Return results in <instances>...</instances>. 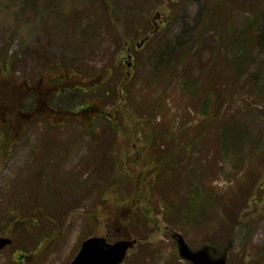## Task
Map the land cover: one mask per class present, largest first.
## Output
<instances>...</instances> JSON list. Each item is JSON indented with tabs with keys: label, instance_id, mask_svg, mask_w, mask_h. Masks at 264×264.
<instances>
[{
	"label": "rangeland",
	"instance_id": "374dc122",
	"mask_svg": "<svg viewBox=\"0 0 264 264\" xmlns=\"http://www.w3.org/2000/svg\"><path fill=\"white\" fill-rule=\"evenodd\" d=\"M52 1L0 0V61L13 57V76L36 81L34 86L43 75H75L86 91L80 90L81 94L74 90L54 92L63 94L52 100L49 98L52 109L66 112L106 102L101 108L119 122L123 116L115 96L120 93L119 83L125 78L128 61L134 63L133 70L130 69L133 71L130 86L140 82L134 92L138 93L139 101L157 93L158 88L166 87L163 88L168 93L165 104L174 115V127L177 128L188 114V119L194 122L200 119V104L192 102L189 93L203 77L204 65L211 58L213 48L219 45L221 29L229 32L231 44L236 41L234 33L251 32L247 29V23L251 21L249 13L242 11L240 6H230L233 31L227 29V24L214 26L201 44L194 45L189 58L182 59L178 65L179 59L174 53L179 54L180 50L173 45L178 41L179 45L184 42L183 49L193 45L211 0H183L181 3L167 0V10L160 9L163 0ZM107 4L114 11L111 15L116 16L111 17L119 21L110 32L96 19L98 12L108 17ZM147 19L148 29L139 30ZM259 21L253 27L257 38L249 47L250 60L245 65L249 77L239 78L231 67L235 78L228 81L230 85L226 84L231 89V96L223 110L228 121L243 123L245 144L235 143L237 154L225 156L217 168L213 163L205 162L207 167L211 166L205 175L217 188L236 185L243 177V169L248 171L247 179H241L245 185L235 192L232 202L235 211L231 213L228 226H224L227 235L215 232L213 222L205 224L202 218L200 225L191 228V224L181 218L180 210L172 216L165 213L162 188L148 183L156 172L153 174L151 164L147 165L144 156L140 159L141 154L145 155L140 151V143L146 139L137 138L125 144L124 138L113 133L107 121L95 118L94 114L91 121L78 117L80 121L73 123L70 118L61 119L63 115L41 109L38 117L24 126L21 139L8 147L6 156H0V233L12 218L6 214L7 207L21 197L19 207H22L23 215L18 222L33 219L17 224L14 244L0 254V264H70L82 242L95 236L106 237L111 243L126 238L138 240L124 264H187L179 258L174 233L183 235L194 248L211 244L219 250L231 240L233 248L228 264H264V176L255 188L253 200L256 199V204L249 203L243 207L240 217L237 215L248 194L247 183H257L264 168V156L254 161L250 158L245 167L239 165L241 158L246 156L244 159H247L253 149V136L264 128V104L256 102L258 99L264 102V18ZM133 28L139 37L131 42V37L122 31L133 33ZM148 34L152 40L139 48ZM222 52L230 57L231 49L222 46ZM163 53L173 54L169 60L178 70V76L171 83L168 82L169 73L164 72L167 64L160 59ZM63 65L71 69V73ZM108 71L114 72L111 79L104 87L91 92L90 87L104 80ZM258 75L259 80H263L260 85L254 80ZM10 78L11 73L0 72V89L9 85ZM12 83L16 84V79ZM68 83L65 80L63 84ZM20 84L24 90L23 83ZM37 89L39 87L32 89V93ZM43 89L46 90L44 86ZM42 103L43 100L34 99L29 104L31 109H37ZM156 123H162V118L158 117ZM6 126L0 120V155H4L1 138L5 136ZM159 127V130L164 129L162 125ZM138 132L141 134L142 130ZM187 141L188 138L182 143ZM159 142L163 143L165 139H159ZM217 152L218 140H210L201 157L207 159L205 154H209L215 158ZM119 156L120 162L114 165V159ZM130 159L132 163L127 166ZM41 163L46 164L41 167ZM125 170L133 172L124 177ZM137 180H141L138 182L140 187H137ZM223 194L216 195L213 200ZM128 201H132V206ZM130 207L138 209L132 220H128ZM208 219L204 217V220ZM210 229L212 234L208 233ZM120 233H127L128 237H120Z\"/></svg>",
	"mask_w": 264,
	"mask_h": 264
},
{
	"label": "trees",
	"instance_id": "16d2710c",
	"mask_svg": "<svg viewBox=\"0 0 264 264\" xmlns=\"http://www.w3.org/2000/svg\"><path fill=\"white\" fill-rule=\"evenodd\" d=\"M182 1L183 0H178L177 3H181ZM262 1L263 6H260ZM52 2H54V0ZM168 4L167 0H163L160 4V9L167 10ZM234 5L240 6L242 11L249 13L251 21L247 23V29H250L251 32H246L244 30H240L238 34L233 32L236 41L231 44L229 32L224 28L221 29L220 35L218 36L219 45L213 48L211 58L204 65L203 77L192 89V92L189 93L191 94L192 102H199L200 104L199 108L201 115L197 122H194L193 119H188L190 117V114H188L184 122L178 124L177 128L174 127L176 125V120L174 119V115L170 114L167 110L165 103L168 93L164 91L163 88H166L164 86L158 88L157 93H153L148 98L139 101L138 93L134 92L136 88L138 89L140 82L137 81L130 86V83L133 81V71H128V68L125 72L124 80L119 83L121 87L120 93H117L115 96V102L119 103V112L123 116V119L120 122L114 118L113 114L101 108L103 102L102 105L100 103L99 106H82L78 110L66 111L67 113L65 114H81V116L85 117L87 121H91L90 118L93 112H97L95 118L100 117L107 121L110 124L113 133H118L124 138L125 144L129 141H134L137 138H143L146 140L154 139L151 142H146L145 140L140 143V151L145 152V155H140V159L144 156V161H146L147 165L151 164L150 170L153 171V174L156 172L154 178H150L148 183L150 186H153V183H155V186H158V189L162 188V191L160 192L165 200L163 206L165 213L168 216H172L175 211L180 210L181 215L183 216L181 218L186 220L185 222H187V224H191V228H194L195 225L197 227L202 221H205V224L213 222L215 225L214 231H218L219 234L222 233L224 235L228 234V231L224 229V226L226 224L228 226L229 218H232L231 213L232 211H235L232 209L233 199L235 201V192L245 185L242 181L247 179L248 171H246L245 168L243 169L244 173L241 178L243 180L241 181L240 179L236 182V185L233 186V183L230 188H217L205 175L207 170H210L211 167H207L205 162L213 163L215 168H217L221 159L225 156L237 154L234 150L235 143L241 142L242 145L245 144L246 140L243 134V123H236L240 121L235 120L233 122L228 121L223 114V110L228 105L231 96L229 94L231 89L227 87L226 84L229 83L228 81L235 78L231 73L232 66L235 69V75L239 78L249 77L245 65L250 60L248 57L249 47L253 42H256L257 38V32L253 27L260 22V19L264 18V0H211L207 11L204 13L205 17L201 20L202 26L198 29L197 39H193L192 41L193 45H188L190 47L187 46L185 49H183L184 42L179 45L180 41H178L173 45V48L177 49V51L180 50L179 54H177V52L174 53V56L179 59L176 64L179 65L182 59L189 58L195 44H201L203 42L202 40L210 35V30L213 29L214 26H223L224 24H227V29H231L230 25H232L233 22L229 16V8ZM111 10L109 4H107L106 14H108V17L101 12L96 14V19L108 32L114 30L115 23L119 22L118 19L117 21H114L112 17L116 16L111 15V12L114 14V11ZM141 25L143 27H138L139 30L148 29V19L146 24L143 22ZM231 31L233 30L231 29ZM122 33L128 34L131 37V42H133L137 36L139 37V33H135V28H133V33H124L123 31ZM151 37L152 36L149 35L146 42L149 43L152 40ZM222 46H228L231 49L230 57L223 52L221 53ZM231 47H234L235 50L233 51ZM172 56L173 54L171 53H163L160 57L161 61H165V64H167V68L164 72L167 74L169 73V76H167L169 83L178 76V70L174 69L169 60ZM228 57L229 59H226ZM12 66L13 57H6V59L0 61V72L11 73L9 85H6L5 88L2 87L3 90L0 89V120L7 125L5 136L1 138L3 139V146L1 149L3 150L4 155L0 156H6L8 147L12 144L14 145L17 140H20L22 137V129L27 122L20 116V114H22V112H28L34 116L37 115V113L36 115L34 113L36 107L31 109L32 105L29 104L31 101L34 99H41L46 103L49 98L52 100L56 96L63 94L54 92H70V90H74L76 93L81 94L80 90H86L83 85L77 81V78L73 74H68L67 77L60 75H43L41 76V79L45 81V84L47 83L49 85V87H46L45 93H21L22 89L20 86L22 87V85L20 82L24 83L25 78L20 80L19 77H14ZM240 66H243V68L241 69ZM63 68H65L68 73H71V69L64 65ZM127 73L130 74L128 75ZM223 74L225 77L222 76ZM259 78L260 75L254 77L257 85H260L263 81L259 80ZM15 79L17 82L16 84L12 83L15 82ZM65 80L69 83L63 84L65 83ZM222 83H224V85ZM104 85L101 87H92L90 88V91L94 93L97 88H102ZM50 91L52 93H47ZM76 93H74V95H76ZM25 94L26 96L23 97ZM256 102H258L259 105L264 104L262 99H258ZM105 103L106 102H104L103 106H105ZM158 117L162 118V123H156ZM72 121L78 123L80 120L73 118ZM92 122L95 123V120ZM160 125H162L164 129L159 130ZM166 126L168 128H166ZM15 128H17V130H14ZM139 130H142L141 134L138 132ZM187 138L189 141L182 143L186 141ZM159 139H165V142L160 143ZM215 139L218 140V152L216 157L213 158L209 154H205L208 158L203 160L201 154H204L206 145L210 140H214L215 142ZM251 146L253 149L250 151L248 158L244 159L246 156L241 158L239 165H244L245 167V162L250 158L254 161L255 158L260 159L264 156V128L253 136ZM185 154L186 157L184 156ZM119 162L120 156L114 159V165H117ZM131 163V159L130 162H126L127 166ZM132 172V170H125L123 176L127 177L126 175L131 174ZM217 172H220V170ZM263 176L264 168L260 173V178L257 183H247L248 194L245 196L243 206L237 212L238 217L243 213L242 209L244 206L247 207L249 203H251V205L256 204V199L253 200L254 192ZM139 181L141 182V180L136 181L137 187H140V185H138ZM142 183H144L143 180ZM144 190L148 191L146 186H144ZM220 193L224 194L213 200L215 196L220 195ZM21 198L7 207L6 214L10 215L12 218L6 223L7 226H5L4 230L0 233V236H10V234H15L17 224H19L20 221V223L33 221V219L27 218V220H20L18 222L23 215V213H21L22 207H19ZM128 204L132 206V201H128ZM40 208L41 207H38L37 209ZM130 210L128 220H132L138 212V209H133L131 207ZM18 212L20 213L18 214ZM204 217L209 219L204 220ZM4 220L6 222V218ZM181 224H184V222ZM176 228L181 229L180 227ZM208 233L212 234V230L210 229ZM121 236L128 237V234L125 233L124 235L123 233H120V237ZM259 255H262V251L259 252Z\"/></svg>",
	"mask_w": 264,
	"mask_h": 264
},
{
	"label": "water",
	"instance_id": "95a60500",
	"mask_svg": "<svg viewBox=\"0 0 264 264\" xmlns=\"http://www.w3.org/2000/svg\"><path fill=\"white\" fill-rule=\"evenodd\" d=\"M173 239L180 258L189 264H228L229 251L233 247L230 240L223 249L218 250L211 244L194 249L178 233L173 235ZM135 243L130 240L109 243L106 238L92 237L82 243L79 253L70 264H122ZM11 244L12 239L0 237V252Z\"/></svg>",
	"mask_w": 264,
	"mask_h": 264
},
{
	"label": "flooded vegetation",
	"instance_id": "af4514ba",
	"mask_svg": "<svg viewBox=\"0 0 264 264\" xmlns=\"http://www.w3.org/2000/svg\"><path fill=\"white\" fill-rule=\"evenodd\" d=\"M104 77H105V79L104 80H100L99 81V84L98 85H94L93 86V88H95V87H101V86H103L104 84L106 85V83H107V81H108V78L110 77V75H108V76H105L104 75ZM35 82L36 81H31V80H27V79H25V82H24V88L26 89V91L28 90L29 92H32V89H35V88H38L39 87V89H37L36 90V92H34V93H45V91L46 90H44L43 89V86L46 88V87H49V85L47 84H45L44 82V80L43 79H41L35 86L33 85V84H35ZM93 84V83H92ZM51 86V85H50ZM41 109H45V110H51V108H50V106L47 104V103H44L43 104V106H42V108ZM53 158H54V155H53ZM52 161H54V159L52 160ZM46 164V163H45ZM21 263H24V261H21Z\"/></svg>",
	"mask_w": 264,
	"mask_h": 264
}]
</instances>
